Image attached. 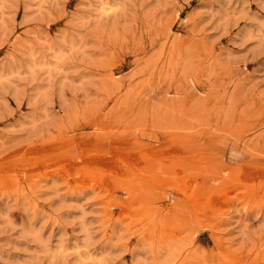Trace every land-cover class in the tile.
Returning a JSON list of instances; mask_svg holds the SVG:
<instances>
[{
  "label": "rangeland",
  "instance_id": "rangeland-1",
  "mask_svg": "<svg viewBox=\"0 0 264 264\" xmlns=\"http://www.w3.org/2000/svg\"><path fill=\"white\" fill-rule=\"evenodd\" d=\"M0 264H264V0H0Z\"/></svg>",
  "mask_w": 264,
  "mask_h": 264
},
{
  "label": "bare ground",
  "instance_id": "bare-ground-1",
  "mask_svg": "<svg viewBox=\"0 0 264 264\" xmlns=\"http://www.w3.org/2000/svg\"><path fill=\"white\" fill-rule=\"evenodd\" d=\"M174 121H175V120H174ZM172 122H173V121H172ZM176 123H177V122H176ZM178 123H180V122H178ZM174 124H175V123H174ZM165 125H167V126L169 125V126H170V123H166V122H165ZM160 127H161V126H160ZM163 128H164V127H163ZM148 137H149V136H148ZM153 137H155V136H153ZM147 139H148V138H147ZM171 141H172V140H171ZM165 142H167V140H166ZM168 144H169V143H168ZM136 147H137V146H136ZM168 147H169V145H168Z\"/></svg>",
  "mask_w": 264,
  "mask_h": 264
}]
</instances>
